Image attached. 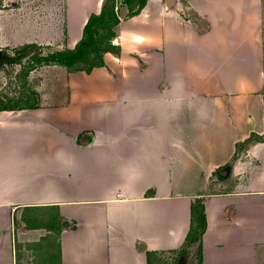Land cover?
<instances>
[{
    "label": "crops",
    "instance_id": "0c3cea01",
    "mask_svg": "<svg viewBox=\"0 0 264 264\" xmlns=\"http://www.w3.org/2000/svg\"><path fill=\"white\" fill-rule=\"evenodd\" d=\"M102 1L7 17L15 44L73 49ZM112 43L0 111V264H264V0H145Z\"/></svg>",
    "mask_w": 264,
    "mask_h": 264
},
{
    "label": "rangeland",
    "instance_id": "374dc122",
    "mask_svg": "<svg viewBox=\"0 0 264 264\" xmlns=\"http://www.w3.org/2000/svg\"><path fill=\"white\" fill-rule=\"evenodd\" d=\"M87 1H91L93 4L97 2V0ZM123 1H102L100 10L104 3L105 14L93 24L92 42L89 47L85 48V56L76 68L87 69L103 62V55L106 52L117 53V46L112 43L116 37L117 26L113 19L119 22L125 17L135 14L145 0H130L128 6ZM69 4L70 0H0V111L35 107L41 101L55 100L53 95L54 93L58 97L61 95L58 89H61L62 83L64 84L66 74L51 73L53 69L57 68V64L37 61L40 55L66 49L65 29H61L60 37L48 45L34 43L16 45L15 33L10 31L13 25L9 24L7 17L15 20L13 19L15 17L22 16L23 19L29 16V19L38 20L35 27L40 32L39 36L46 38L48 35L51 36L49 33L57 22L62 27L65 25L66 10ZM19 9H22L21 13ZM57 18L58 20H56ZM31 27L33 28L29 25L28 28L31 29ZM32 30L37 32L36 29ZM33 35L36 36L35 33ZM195 236L196 234L191 237L182 255H188L193 247L196 251L193 255L197 259V237ZM33 252L34 254L31 256L33 259L22 257V263L35 264L34 261L38 260V254L35 249ZM51 257L49 254H43V259H51Z\"/></svg>",
    "mask_w": 264,
    "mask_h": 264
},
{
    "label": "trees",
    "instance_id": "16d2710c",
    "mask_svg": "<svg viewBox=\"0 0 264 264\" xmlns=\"http://www.w3.org/2000/svg\"><path fill=\"white\" fill-rule=\"evenodd\" d=\"M125 5L130 4V0H124L123 1ZM145 1L142 3L141 7H139V10L143 7ZM128 6V5H127ZM105 5L103 3L101 10L98 14H91L89 18L87 19L84 27H83V35L82 38L77 42L75 47L73 49H65V50H57L51 54L47 55H40L37 58V61L39 63H54L66 66L71 69H80L76 68L78 63L84 58L85 56V48L90 46L91 38H92V26L95 22L99 21L100 18L103 17L105 14ZM138 10V11H139ZM137 11V12H138ZM135 12V13H137ZM115 18V17H114ZM114 23L118 24V21L116 19H113ZM103 62L97 64L101 65ZM95 66V65H94ZM93 67V66H92ZM92 67H89L85 70H90ZM196 234V239L199 238L200 231H195L191 229V232H189L188 240L191 239V237Z\"/></svg>",
    "mask_w": 264,
    "mask_h": 264
},
{
    "label": "water",
    "instance_id": "95a60500",
    "mask_svg": "<svg viewBox=\"0 0 264 264\" xmlns=\"http://www.w3.org/2000/svg\"><path fill=\"white\" fill-rule=\"evenodd\" d=\"M168 4L171 2V0H167Z\"/></svg>",
    "mask_w": 264,
    "mask_h": 264
}]
</instances>
